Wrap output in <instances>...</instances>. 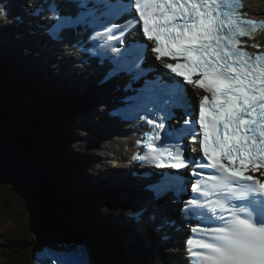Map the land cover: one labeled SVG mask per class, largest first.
I'll list each match as a JSON object with an SVG mask.
<instances>
[{
  "label": "snow or ice",
  "instance_id": "snow-or-ice-1",
  "mask_svg": "<svg viewBox=\"0 0 264 264\" xmlns=\"http://www.w3.org/2000/svg\"><path fill=\"white\" fill-rule=\"evenodd\" d=\"M73 3L74 15L50 4V15L40 17L49 22L45 33L51 40L63 43L67 33L88 29L106 42L115 41L96 48L97 56L112 61L106 78L132 69H139L136 75H140L143 69L137 61L143 58L147 64L149 51L174 74L161 73L124 107L126 118L150 126L145 141L136 142L145 151L134 159L177 172L192 167L190 176L195 179L188 183L195 195L182 202L186 214L199 217L193 233L203 236L186 242L191 264H264V179L260 178L264 176V51L258 44L251 45L257 51H248L244 40L264 30V19H244L242 0ZM9 17L7 6L0 4V22L11 23ZM125 26H130L127 32ZM134 32H142L139 40L131 41L143 45L142 57L139 51L121 52L116 47ZM80 43L78 39L72 46ZM192 84L206 93L198 98L197 119H192L195 113L185 87ZM177 110L188 117L179 127L169 123ZM186 136L198 143L199 158L185 155ZM150 187L159 196L183 193L187 186L168 181ZM205 219L209 224L202 226ZM50 264L90 261L84 250L69 246Z\"/></svg>",
  "mask_w": 264,
  "mask_h": 264
},
{
  "label": "water",
  "instance_id": "water-1",
  "mask_svg": "<svg viewBox=\"0 0 264 264\" xmlns=\"http://www.w3.org/2000/svg\"><path fill=\"white\" fill-rule=\"evenodd\" d=\"M7 136L8 132L0 125V187L13 185L9 192L0 188V207L10 208L16 200L12 192L17 186H22L25 188V199L30 205V213L33 209V225L50 246L68 249L69 246L82 245V237L54 211L49 198L50 184L43 179L46 177L44 170L20 155L9 143Z\"/></svg>",
  "mask_w": 264,
  "mask_h": 264
},
{
  "label": "rangeland",
  "instance_id": "rangeland-1",
  "mask_svg": "<svg viewBox=\"0 0 264 264\" xmlns=\"http://www.w3.org/2000/svg\"><path fill=\"white\" fill-rule=\"evenodd\" d=\"M27 69H29V68L24 69L27 77L24 78L21 75H18L19 79L20 80H24L27 83H36V79L34 77H32V75L29 73V71ZM31 72L36 73L35 70H31ZM15 73H16V70H14V72H13L12 75L13 76H16L19 73V70H17V74L16 75H15ZM21 83L25 87H27L28 89H30L28 87V84H25L23 82H21ZM63 87L68 88V85L66 83H64L63 84ZM33 90L35 91V88H33ZM57 93H58V95H57L58 96L57 97L58 99H56V102L51 103L52 109H50V110H53L54 111V114H53L54 121H57L58 124L60 125V127H62L61 126V122H67V118H64V113L66 111V108L69 107L70 105H67L66 102H63L64 98L67 96V92L66 91H59ZM28 94H29V97H28V105L29 106H36L35 101L37 100V95H35L34 92H32V91H29ZM53 94L54 93H52L50 95L51 98H53ZM25 102H27V99L26 98H25ZM0 103H1V99H0ZM73 106H74V109L75 110L78 109V108H82V106H79V104L77 102H75L73 104ZM56 109H58V111H56ZM72 113H75V111L72 112ZM7 123L9 124V121H7ZM4 131L5 132H8L6 130H4ZM73 132H76V130H74ZM9 135H10V133L8 132V136L7 137L9 139V141L12 144L15 145V148L17 149V152L20 155L24 156V154L22 153V151L20 149V147L21 148L24 147L23 142H21V141L17 142L15 139H13ZM49 135H50V132H49L48 135H46L45 138L42 137V136H40L38 138L37 146L35 145L34 148H31V151L33 152L35 150V152L37 154L38 153H41L42 149L39 148L38 145H42V144H44L43 145V148L46 149L47 146H49V144L53 142V140L50 139ZM57 139L58 140H65L64 143H66L65 144L66 148L70 149L72 152H75V153L77 152L78 146L79 145H82V141H79L76 137L61 138V137L57 136L55 140H57ZM58 148H63V146H58L56 149H58ZM54 155H55V153H54ZM54 158H55V156H54ZM27 159L30 160L29 158H27ZM77 159L78 158L75 155H73L72 160L75 161ZM30 161H32V160H30ZM73 165H75V164H73ZM37 166H39V165H37ZM39 167L41 169H43L41 166H39ZM89 167H91V165ZM51 168H52L51 169L52 171H53V169H55L53 165L51 166ZM43 170L45 172V176H47L46 177V181L48 182V180H49L50 185L52 187L53 186V181L51 179V175L47 174L45 169H43ZM87 173H90V172L88 171ZM47 178H48V180H47ZM49 182H48V184H49ZM54 185L57 186V184H54ZM12 186L13 185H10V184H8V185H1L0 188L1 189H5L7 192H9L10 191V188H12ZM65 190L66 189H63L60 186L59 189H58V194L61 195L62 193L65 192ZM12 195L16 199L15 200V203L17 205H19L21 208L19 206H17L15 203L13 205H11L10 208L0 207V232L2 233L5 229H7L8 231H11L9 234L6 233L5 239L2 240V242L0 243V245L6 247V250L7 249H10L12 245L16 244L19 241H21L22 243H25V242H39L43 238V235H41L36 230V228H33V227L30 226L29 218L31 219V216H32V213H33V209L31 210V213H30V211H29L30 210V208H29L30 205H29L28 201L25 199V188L22 187V186H17L16 187V190H14L12 192ZM110 198H111L110 195L109 196H105L104 198L99 199V203L102 204V205H105V204H107L106 200H110ZM76 200L73 203L72 208H71V210H70L69 213H66L65 215L63 213L62 214L59 213L62 216V221L63 222H66V224H68L69 226H71L74 231L76 230L75 227H76L77 224L75 223V221H73L72 215L75 214L76 211L78 210V204H77V201ZM55 203H56L55 206H57L56 207L57 210L54 209V211L57 213V211L59 210V204H58V202H55ZM53 207H54V205H53ZM74 225H75V227H73ZM117 247L120 249V246L119 245H117ZM1 255L2 254H0V264H2V262H3V259H2L3 256L1 257ZM115 257L117 259L113 260L114 263L116 262L117 264H125L124 261L121 260V256L120 255H116Z\"/></svg>",
  "mask_w": 264,
  "mask_h": 264
},
{
  "label": "bare ground",
  "instance_id": "bare-ground-1",
  "mask_svg": "<svg viewBox=\"0 0 264 264\" xmlns=\"http://www.w3.org/2000/svg\"><path fill=\"white\" fill-rule=\"evenodd\" d=\"M251 2H254V5L256 7V11L257 12H262L264 10V0H252ZM14 6H16L17 8H20L21 11H22V8H21L20 5L14 4L13 5V9H14ZM61 12H63V11H61ZM21 13L22 14H18V15H23V12H21ZM64 13H66V12H64ZM252 14H256L255 13V9H253ZM141 37L142 36L138 37L137 40H139ZM34 43H35V45H38L36 43V41H34ZM132 45H134L136 48L141 47V49H143V45L142 44L133 43ZM71 53H73V52H71ZM20 54H21V51L18 54V57L22 59V57H20ZM147 57H149V56L147 55ZM0 58H1V62H0V74L1 75L8 74V73L9 74H13L14 70L16 69V70H19V73L17 74V76L18 75H21L24 78L27 77L26 76V73L24 71V69H26V68L29 67V66H27V64H25L24 62L18 61L14 56H11V58L9 59V61H6L5 57H3V55H0ZM80 77H81L80 76V73L77 70H74L73 72H71V75L69 76V79L72 80V81H75V80L79 79ZM1 83L3 85H5V88L7 87L8 89H12V88H10L9 86L6 85L7 82L1 81ZM65 83L68 85L67 82H65ZM15 84H19V82H15ZM27 84H28V87L30 89L35 88V91L38 90V87H35V83H27ZM52 126L54 127V124H52ZM48 128H49V126H48ZM119 135L121 136V132H119ZM57 155H58L57 156V161L55 163H53V166H54L55 169H53V171L51 170L52 173L55 174V175H57V176H59V177H61L62 175L66 174V173H70L74 178L81 180L80 188H81V191H82V196L77 199V204H79L80 202H83L84 203L85 201H87L91 197V195L95 192V188H96V184H94L92 182L90 176L86 172L85 166H88L86 164V159L84 160L83 158H78L75 161L72 160V157H73L74 154L70 150H68V149H60V148H58ZM92 155H93V152H92ZM90 162H94L95 163V161H90ZM73 164H75V165H73ZM51 166H50V169H52ZM47 172H49L48 169H47ZM92 172H93V175L97 176L96 175V172H94V169L92 170ZM97 178H98V176H97ZM99 179L101 180V181H99V183L104 184V181L102 180V177L101 176H99ZM117 179L122 180L119 177H117ZM118 189L122 191L121 188H118ZM74 202H75V200L73 202H71V204H73ZM184 205L185 204H182L181 209H184ZM96 209L99 212H102V208L101 207H96ZM64 223H66V222H64ZM174 225H176V224H174ZM73 227H75V225ZM78 228L79 227L76 225L75 232L78 233L82 237L83 244L80 245V246H77V247L79 249H82V250L85 247V248H87L91 252L92 251V249H91V243L88 242L90 239L88 241H86L84 239L83 233L80 232L78 230ZM148 231L150 232V230H148ZM10 232L11 231H8L7 229H5L2 232V234L4 233V235L2 236V238H1L0 241L2 242V240L5 239L6 233L9 234ZM127 233L129 234L128 231H127ZM194 236L196 237L195 234H194ZM127 257L129 258L130 256H127ZM95 258L96 259H99L100 262H102V264H105L103 262L102 258H99L98 255H96Z\"/></svg>",
  "mask_w": 264,
  "mask_h": 264
},
{
  "label": "clouds",
  "instance_id": "clouds-1",
  "mask_svg": "<svg viewBox=\"0 0 264 264\" xmlns=\"http://www.w3.org/2000/svg\"><path fill=\"white\" fill-rule=\"evenodd\" d=\"M26 64V63H25ZM16 70V69H15ZM28 70V69H27ZM29 73L32 75V77H34L35 79H36V77H35V75H34V73H32L31 71H29ZM17 74V70H16V73H15V75ZM1 81H4V82H7V86H9L10 88H12V89H8L7 87L5 88V89H0V95H1V98H11L12 99V102L13 103H15L17 106H19L21 109H29V110H31V111H36V110H34V108H36V106H29L28 105V97H29V94H28V92L26 91V89H27V87H25L21 82H23V83H25V84H27V82L26 81H24V80H20L19 79V77L16 75V76H13L12 74H4V75H1L0 74V84H1ZM15 82H19V84H15ZM1 86V85H0ZM23 86V87H22ZM35 86L36 87H38V90H36V91H38V92H45V91H47V90H49V88H42L41 89V85L39 84V82L37 81V79H36V83H35ZM2 88V87H1ZM6 91L5 92V94H4V96H2V92L3 91ZM25 98L27 99V102H25ZM36 102V101H35ZM38 106V105H37ZM26 107H28V108H26ZM52 124H54V127H57L56 126V124H55V121H54V118H53V122L51 123V127H53L52 126ZM0 125L3 127V129L4 130H6V131H8L9 133H10V135L9 136H11L13 139H15L17 142H19V141H23L24 140V138L21 136L22 134L20 133V132H18L17 133V131L15 130V128H16V126L14 127V124H8L7 123V121L5 120V119H3L2 117L0 118ZM14 132L15 133V136L13 137L12 135H11V132ZM61 134V133H60ZM41 135H39V136H37V138H39ZM57 136H59V137H61V135H55L54 136V138L56 139V137ZM10 137V138H11ZM8 141H9V139H8ZM61 141L62 140H55L54 141V143L56 144V143H58L60 146H63V145H65V144H62L61 143ZM9 143L15 148V145L14 144H12L10 141H9ZM50 144H52V143H50ZM49 144V145H50ZM17 145V144H16ZM20 146V145H19ZM51 146V145H50ZM16 149V148H15ZM20 149H21V151H22V148L20 147ZM61 149H68V148H66V146L65 147H63V148H61ZM17 150V149H16ZM22 153H23V151H22ZM33 153V155H30L29 157L28 156H26L24 153V156L26 157V158H29L30 160H32L33 162L34 161H36L35 160V155H36V153H34V152H32ZM42 157H43V159L44 158H49L48 156H45V155H43L42 154ZM51 165H53V161L50 163V164H47L46 165V167H45V170H46V173L47 174H49V175H51V179L53 180V181H57V180H61L62 179V181H64V183H66L65 184V186H67V185H69V184H71L70 183V181L72 180V179H75V182L76 183H78V185L80 186V181H79V179H76V178H74L70 173H68V174H66L65 175V177H63V176H61V177H59V176H57V175H55V174H53L52 173V171H51V169H50V166ZM47 169H48V171L49 172H47ZM55 178V179H54ZM70 178V179H69ZM48 180V179H47ZM74 184V183H73ZM54 186V185H53ZM69 186H71V185H69ZM78 186V187H79ZM69 188V195L70 194H72V193H76V192H72L71 193V191L74 189L73 188V186H72V188L71 187H68ZM97 188V187H96ZM53 189V187H50V191ZM76 191L78 190V189H75ZM75 190H73V191H75ZM68 193H67V196H69L68 195ZM78 193V192H77ZM77 193H76V195H77ZM66 196V197H67ZM78 196V195H77ZM49 198L53 201V200H55L54 199V195L50 192L49 193ZM57 213L59 214V212L57 211ZM62 213L65 215L66 213L65 212H63L62 211ZM72 219H73V221H75V223H77L79 226H82V228H85L84 226L86 225L83 221H80V219L79 218H77V213H75V216L74 215H72ZM78 220V221H77ZM85 221V220H84ZM29 223H30V226L31 227H33V228H35V226L33 225V220H32V217H31V219L29 218ZM87 226V225H86ZM95 228H96V230H99V228H100V226H95ZM0 234L2 235V233L0 232ZM88 235V237H89V234H87ZM90 238V237H89ZM84 239H86V237H84ZM0 243H1V241H0ZM35 243V246H37L36 245V243L39 245V246H42V247H45V246H47L48 248H51V249H56V248H54V247H52V246H50L49 245V243L46 241V239L43 237L39 242H34ZM15 246V244L14 245H12L11 246V248H13ZM38 246V247H39ZM10 248V249H11ZM0 254H2L1 255V257L3 256V262H2V264H14V257H13V255L14 254H10V253H8L7 251L9 250V249H7L6 250V247H4V246H2V245H0ZM36 248L34 247V249H32L31 251H30V253H29V256H28V262H27V264H33V262H32V253H33V251L35 250ZM96 250V249H95ZM96 252H97V254H99L98 253V250H96Z\"/></svg>",
  "mask_w": 264,
  "mask_h": 264
},
{
  "label": "trees",
  "instance_id": "trees-1",
  "mask_svg": "<svg viewBox=\"0 0 264 264\" xmlns=\"http://www.w3.org/2000/svg\"><path fill=\"white\" fill-rule=\"evenodd\" d=\"M0 85V89H4L5 85H3L2 83ZM0 99V118L2 117L6 121H9V124H14V127L16 126L15 130L17 131V133L20 132L22 134L21 136L24 138V140L22 141L24 144V147L22 148L23 153L28 157L30 155H33L31 148L36 144V140L38 139L37 136H39L42 132L46 133L48 131V128L47 130H45V122L43 120H40V118L37 116V111L21 109L15 103L7 100V98L0 97ZM39 112L40 111H38V114ZM11 135L14 137L15 133L12 131ZM56 198L57 197L54 196V199ZM76 198V193L70 194L65 199L66 204H69V202L76 200ZM72 205L73 204L70 205V209L72 208ZM62 211L68 213L67 208H63ZM76 213L77 216H79L80 221L83 220V218L81 217V213L84 216H87L85 214V210L84 212L79 210ZM36 245L38 244L36 243ZM33 248L34 245H31V247H29L28 249L14 254V264H27L29 253Z\"/></svg>",
  "mask_w": 264,
  "mask_h": 264
}]
</instances>
